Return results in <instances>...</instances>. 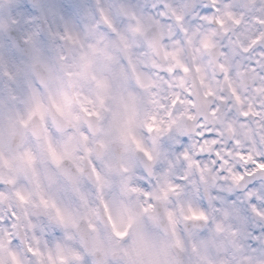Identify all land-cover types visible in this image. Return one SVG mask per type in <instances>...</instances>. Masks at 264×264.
I'll return each instance as SVG.
<instances>
[{
	"label": "clouds",
	"instance_id": "obj_1",
	"mask_svg": "<svg viewBox=\"0 0 264 264\" xmlns=\"http://www.w3.org/2000/svg\"><path fill=\"white\" fill-rule=\"evenodd\" d=\"M0 264H264V0H0Z\"/></svg>",
	"mask_w": 264,
	"mask_h": 264
}]
</instances>
